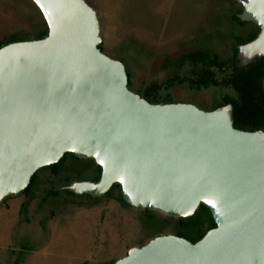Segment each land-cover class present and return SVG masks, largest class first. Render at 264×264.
I'll return each instance as SVG.
<instances>
[{
	"label": "water",
	"instance_id": "95a60500",
	"mask_svg": "<svg viewBox=\"0 0 264 264\" xmlns=\"http://www.w3.org/2000/svg\"><path fill=\"white\" fill-rule=\"evenodd\" d=\"M32 1L47 34L0 47V201L70 153L101 170L63 187L75 195L118 184L133 208L183 218L203 205L215 224L195 242L154 237L112 264H264V130L235 128L230 104L147 101L99 49L88 4ZM239 18L258 27L237 48L247 65L264 56V0H244Z\"/></svg>",
	"mask_w": 264,
	"mask_h": 264
},
{
	"label": "rangeland",
	"instance_id": "374dc122",
	"mask_svg": "<svg viewBox=\"0 0 264 264\" xmlns=\"http://www.w3.org/2000/svg\"><path fill=\"white\" fill-rule=\"evenodd\" d=\"M83 1L96 13L101 52L124 65L128 87L139 96L150 85L190 72L187 53L210 51L226 59L258 33L255 24L239 18L244 0ZM47 31L32 0H0V47L39 39ZM224 93L231 91L195 90L187 83L159 89L170 102L203 110H212ZM97 175L92 160L66 155L36 171L25 191L2 199L0 264H112L157 236L184 232L181 237L192 242L187 233L200 228L199 213L181 218L133 208L122 200L120 188L98 198L63 189ZM208 227L203 223L200 229Z\"/></svg>",
	"mask_w": 264,
	"mask_h": 264
},
{
	"label": "trees",
	"instance_id": "16d2710c",
	"mask_svg": "<svg viewBox=\"0 0 264 264\" xmlns=\"http://www.w3.org/2000/svg\"><path fill=\"white\" fill-rule=\"evenodd\" d=\"M45 35L46 33L42 36ZM256 35L257 33L244 39L239 45L251 41ZM237 52V49H232L230 57L226 59H220L217 54L210 51L187 53L184 55V59L192 67L190 72L174 75L162 85L154 84L146 87L141 97L151 103H168L170 97L167 94H159V89L167 90L183 83H187L195 90L204 88H218V91L230 90L231 93H224L220 96V102L213 109L230 104L235 128L247 131L264 130V56L254 59L247 65H239ZM66 155L79 160L70 153L64 156ZM97 170L99 174L100 168L98 166ZM97 177L98 175L93 179ZM114 188H120V186L114 184L109 192ZM195 213H199L203 217L200 221V228L203 223H208V229L215 226L205 206L200 205ZM200 228L195 231V234L187 233L192 242L199 240L206 233ZM183 234L186 233L180 232L178 236Z\"/></svg>",
	"mask_w": 264,
	"mask_h": 264
},
{
	"label": "flooded vegetation",
	"instance_id": "af4514ba",
	"mask_svg": "<svg viewBox=\"0 0 264 264\" xmlns=\"http://www.w3.org/2000/svg\"><path fill=\"white\" fill-rule=\"evenodd\" d=\"M100 172H101V170H100ZM100 172H99V174H98V177H97L96 179H92L91 181H97V180L99 179Z\"/></svg>",
	"mask_w": 264,
	"mask_h": 264
}]
</instances>
